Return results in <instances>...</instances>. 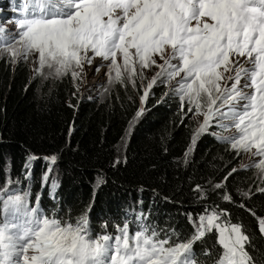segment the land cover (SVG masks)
Listing matches in <instances>:
<instances>
[{"label":"snow or ice","instance_id":"snow-or-ice-1","mask_svg":"<svg viewBox=\"0 0 264 264\" xmlns=\"http://www.w3.org/2000/svg\"><path fill=\"white\" fill-rule=\"evenodd\" d=\"M22 11L15 35L5 37L0 28V55L15 62L35 54L38 73L47 67L74 80L99 57L108 62L109 83L120 84L127 78L135 85L138 71L156 67L142 102L158 80H176L172 91L182 106L203 116L192 143L215 120L221 129H235L218 138L237 154L258 157L255 166L264 173V0H26ZM45 159L54 164L57 158ZM189 218L193 234L187 240L143 224L130 232L127 222L115 234L92 236L86 217L61 221L45 215L39 197L30 205L29 193L4 187L0 264H196L193 245L209 233L219 248L214 264H264L250 254L243 225L218 205ZM257 227L264 236V218L257 217Z\"/></svg>","mask_w":264,"mask_h":264},{"label":"trees","instance_id":"trees-1","mask_svg":"<svg viewBox=\"0 0 264 264\" xmlns=\"http://www.w3.org/2000/svg\"><path fill=\"white\" fill-rule=\"evenodd\" d=\"M0 28H5L1 20ZM5 54L0 59V188L29 193L30 205L39 197L45 215L61 221L86 217L92 236L115 234L116 226L127 222L130 232L143 224L161 236L187 240L193 234L190 214L218 205L243 225L254 259L264 258V236L257 227V217L264 218V178L255 168H241L245 153L218 138L229 129L213 125L193 144L195 115L170 83L152 92L148 114L136 121L140 82L115 83L112 98L103 102L75 92L66 79L37 80ZM53 155L54 164L45 159ZM215 242L209 233L194 243L196 264H214Z\"/></svg>","mask_w":264,"mask_h":264},{"label":"rangeland","instance_id":"rangeland-1","mask_svg":"<svg viewBox=\"0 0 264 264\" xmlns=\"http://www.w3.org/2000/svg\"><path fill=\"white\" fill-rule=\"evenodd\" d=\"M16 13H17V18H18L17 21L19 19L23 18V16L25 15V13L20 8L17 9ZM15 24H16V21H13L12 24L10 23L7 25L9 28H11V32L13 34H15L18 31V27ZM89 55H91V53H89ZM5 56L7 57L8 61H11V59L8 57L7 54H5ZM2 57H3V55H0V59ZM12 63H14L17 66L19 64L27 66L31 70L33 78L35 77L37 80H40V81L45 82V83L53 84V83L59 82L63 79H66L71 84V86L74 88L75 92L79 91L83 95L90 96L91 98H96V99L101 100L103 102L108 101V99H111L113 96V92L115 90V83H109V78L106 75V73L108 71V68H107L108 62L102 61L101 58H99V57H96L92 61L91 65L85 64L84 71L81 74V78L78 80H74L70 73L66 74V75H62V76H56L54 74H50L51 70L47 67H45L43 69L42 73H38L36 71V69L38 67V61H37V56L35 54L29 56L27 58V60H25L24 58H20V59L16 60L15 62H12ZM158 63H162V61H160L158 59ZM173 63H175V61H173ZM98 66H100L99 71H96ZM158 71H159V69L156 67H152L150 69H145L143 71L142 75L138 71V75L136 77V83L140 82L141 84L144 85L143 92L147 88L148 83L151 81L153 76H155V74ZM178 79L179 78H177V80ZM125 80H127V78H125ZM242 83H243V81H242ZM170 84H171L172 88L175 87L176 80L171 81ZM160 85H161V81L158 80L157 83L149 91V95H148V98L146 101L142 102V99L140 98V104H139V108H138V111L136 114V121L140 120L144 115L148 114V112H149V109H148L149 106L148 105L150 103V95ZM184 105L186 107H189L187 105V103H185ZM141 108H143L144 111L142 114L138 115V112L140 111ZM188 113L190 114L191 112H188ZM193 114H194V112H193ZM194 120H195L194 124L195 125L197 124V126L199 127L200 123L203 121V116L195 115ZM213 125H216L215 120L213 121ZM212 127H210L208 129V131H210ZM234 132H235V129L230 128L228 130V132L225 133L223 136H231V135H233ZM218 134H220V133H218ZM220 135H222V134H220ZM125 145L120 146L121 155H124V153H125ZM258 159H259L258 157L253 156L251 153H245V155L243 156V162L241 163V168H243V167L255 168V169H257V174L260 176V178H264V173H262L261 170L255 166Z\"/></svg>","mask_w":264,"mask_h":264}]
</instances>
